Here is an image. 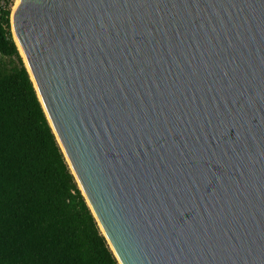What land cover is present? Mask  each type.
I'll use <instances>...</instances> for the list:
<instances>
[{
    "label": "water",
    "instance_id": "95a60500",
    "mask_svg": "<svg viewBox=\"0 0 264 264\" xmlns=\"http://www.w3.org/2000/svg\"><path fill=\"white\" fill-rule=\"evenodd\" d=\"M9 25L119 264H264V0H18Z\"/></svg>",
    "mask_w": 264,
    "mask_h": 264
},
{
    "label": "trees",
    "instance_id": "16d2710c",
    "mask_svg": "<svg viewBox=\"0 0 264 264\" xmlns=\"http://www.w3.org/2000/svg\"><path fill=\"white\" fill-rule=\"evenodd\" d=\"M0 15V264H119Z\"/></svg>",
    "mask_w": 264,
    "mask_h": 264
},
{
    "label": "built area",
    "instance_id": "2783aa9c",
    "mask_svg": "<svg viewBox=\"0 0 264 264\" xmlns=\"http://www.w3.org/2000/svg\"><path fill=\"white\" fill-rule=\"evenodd\" d=\"M13 3H14V0H0V15L3 11L7 9H10L11 11V7Z\"/></svg>",
    "mask_w": 264,
    "mask_h": 264
},
{
    "label": "bare ground",
    "instance_id": "6f19581e",
    "mask_svg": "<svg viewBox=\"0 0 264 264\" xmlns=\"http://www.w3.org/2000/svg\"><path fill=\"white\" fill-rule=\"evenodd\" d=\"M18 0H14V3L12 4L11 11L13 10L14 6L16 5Z\"/></svg>",
    "mask_w": 264,
    "mask_h": 264
}]
</instances>
